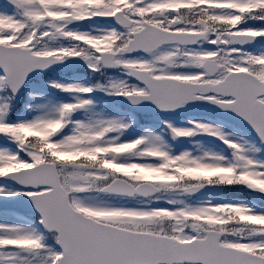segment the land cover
<instances>
[{
  "label": "snow or ice",
  "instance_id": "snow-or-ice-1",
  "mask_svg": "<svg viewBox=\"0 0 264 264\" xmlns=\"http://www.w3.org/2000/svg\"><path fill=\"white\" fill-rule=\"evenodd\" d=\"M0 264H264V0H0Z\"/></svg>",
  "mask_w": 264,
  "mask_h": 264
},
{
  "label": "rangeland",
  "instance_id": "rangeland-1",
  "mask_svg": "<svg viewBox=\"0 0 264 264\" xmlns=\"http://www.w3.org/2000/svg\"><path fill=\"white\" fill-rule=\"evenodd\" d=\"M33 91H34V92H37V91L34 90V89H33ZM36 98H37V96H34V97L30 98V99H31L33 102H36V101H35ZM38 98H39V97H38ZM110 103H111V104H116V103H118V99H116V100H112V101H110ZM225 131H226V130H225Z\"/></svg>",
  "mask_w": 264,
  "mask_h": 264
}]
</instances>
